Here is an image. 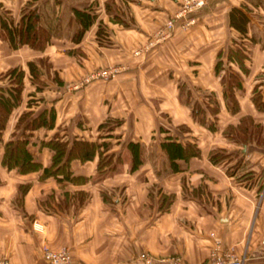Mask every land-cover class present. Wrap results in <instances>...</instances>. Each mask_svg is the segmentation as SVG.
<instances>
[{
	"label": "crops",
	"instance_id": "0c3cea01",
	"mask_svg": "<svg viewBox=\"0 0 264 264\" xmlns=\"http://www.w3.org/2000/svg\"><path fill=\"white\" fill-rule=\"evenodd\" d=\"M27 1L0 0V13L7 11L15 22ZM181 1L34 0L31 7L39 12L50 6L58 22L72 8H84L94 17L77 41L70 39L76 25L65 22L68 33L52 36L42 51L26 45L10 49L0 40V76L9 67L23 70L20 101L0 130V141L19 134L14 123L20 113L34 104L41 110L46 103L53 110L52 126L34 129L26 146L42 167L51 152L39 142L55 133L67 140L108 141L104 153L118 156L114 168L104 173L96 171L97 154L71 159L73 179L62 186L51 176L39 180L41 170L19 173L0 164V257L9 264H49L42 247L64 248L65 264H144V258L150 264H202L214 238L220 250L242 255L241 264H264V134L263 144H242L221 133L243 115L264 128V111L250 101L253 85L264 78V8L249 0H206L188 14L178 11ZM241 5L248 8L245 72L226 58L230 40L239 35L228 25L227 11ZM39 59L51 81L45 80ZM27 61L35 63L44 86L28 80ZM105 67L116 71L80 84ZM230 72L240 86L233 91L235 113L224 96ZM259 88L263 93L264 87ZM203 94L211 95L214 102L208 107L215 103L217 110L214 115L205 111L199 123L189 101L202 105ZM105 120L111 126L99 129ZM210 121L213 130L206 126ZM167 139L193 143L198 155L175 159L170 168L159 150V142ZM128 142L140 148L141 162L134 168ZM214 149L238 154L250 166L240 171L228 168L230 161L213 164L208 154ZM19 185L27 188L16 201ZM162 194L173 195L165 209L158 208Z\"/></svg>",
	"mask_w": 264,
	"mask_h": 264
},
{
	"label": "trees",
	"instance_id": "16d2710c",
	"mask_svg": "<svg viewBox=\"0 0 264 264\" xmlns=\"http://www.w3.org/2000/svg\"><path fill=\"white\" fill-rule=\"evenodd\" d=\"M32 1L34 0L27 1V3L20 8L18 18L15 22L7 11L0 13V40L5 41L10 49L26 45L30 49L42 51L49 43L52 36L59 35L58 18L52 15L49 17L52 8H45V11L41 9L37 12L36 7H31ZM249 1L253 7H256L259 4L264 8V0ZM247 11L248 8L244 5L231 7L227 11L228 25L236 30L239 35L237 36V39L230 40L231 43L226 51V58L237 64L242 63V59L246 57L245 47L242 43L244 42L243 38L245 37V25L248 21ZM93 17L94 15L87 12L84 8H72L66 22L68 25L74 23L76 27L73 29L70 39L73 41L79 40L85 28L92 22ZM98 32L97 29V35ZM41 61L42 59H39L40 64H42ZM25 67L28 80L31 83L38 81V71L35 63L27 61ZM218 68L219 61H216L213 70L216 72ZM242 69V71L245 72L246 69L244 66ZM22 77L23 70L21 67L16 66L9 67L1 73L0 78H5L6 82L0 85V130L3 129L10 111L19 104L20 92L22 89ZM227 81V92L224 93L226 105L229 112L235 113L237 112V103L234 99L233 91L236 87H239V79L236 74L230 72ZM259 87H264V78L260 79L253 85L250 101L256 110L264 111V92L262 93L261 88ZM35 89L38 90L39 87L36 85ZM183 96L185 102V95L183 94ZM30 100L32 99H29L28 103ZM208 103L210 102L202 101L203 106L200 105V107L198 103H195L190 107L191 116L197 122L204 123L203 117L205 111L213 115L216 112V104L214 103L211 107H208ZM46 110L47 109H42L37 116L31 117L26 122L23 120V117L28 115L30 111H24L18 115L14 126L20 128L19 134L12 139L0 141V164L2 166L7 169H15L19 173L41 170L38 175L39 180L51 176L59 186H62L64 181H71L73 179L68 170L69 161L73 158H76L79 161H84L91 159L94 154H97L95 168L98 173H104L107 170L114 168L118 156L113 157L112 153H104L108 148V141L97 142L80 138L67 140L63 139L56 133L47 140L39 142V145L46 147L51 152L49 164L46 167H42L37 161H34L26 146L31 132L34 129L38 127L50 128L52 126L53 110L51 107L47 111ZM21 120L24 122L20 123ZM109 123L110 121L105 120V122L101 123L98 128L107 130V128L111 126ZM206 126L210 130L214 129L211 121L207 123ZM179 128L186 129L187 127L180 125ZM262 131V125L253 123L249 116L243 115L238 118L235 125L228 124L223 127L221 133L224 137L233 139L242 144L247 140H253L255 143L263 144V139L260 137ZM125 148L129 153L130 167H136L141 162L138 143L128 142L126 143ZM159 150L165 157L168 166L172 169L175 168V159L181 158L186 160L189 157L198 155V149L193 143H180L174 139H167L159 142ZM236 156L237 154L235 153H225L223 150L214 149L209 152L208 159L213 164L232 161L228 168L237 167L241 169L240 171H243V165L238 167L240 158H236ZM242 175L243 174L240 176ZM26 188L27 185L18 186L19 197H16V201L20 200ZM172 199V194H162L158 199V208H167Z\"/></svg>",
	"mask_w": 264,
	"mask_h": 264
},
{
	"label": "built area",
	"instance_id": "2783aa9c",
	"mask_svg": "<svg viewBox=\"0 0 264 264\" xmlns=\"http://www.w3.org/2000/svg\"><path fill=\"white\" fill-rule=\"evenodd\" d=\"M191 1L193 2L192 3L193 6H197L202 3V0H191ZM187 3L188 2H185L184 4ZM186 9L188 10V8L185 9L182 8L179 12L181 11L185 12ZM189 22L190 20L188 19L183 23V25H187ZM169 23L170 21L166 22L167 25H169ZM134 53H137V50L134 51ZM115 71H116V67H105L98 69L97 71H94L93 73L85 76L80 81V84H83V82L85 83L89 79L96 77L106 79L110 77ZM260 242L264 243V238H261ZM213 243H214L213 249L208 253L207 257L205 258L202 264H241L242 263L243 260L242 255L234 254V252L231 249L220 250L219 239L214 238ZM41 256L49 264H65L69 260L66 250L62 247L57 249L42 247ZM173 260H175L174 262H176L177 258H174ZM0 264H9V263L6 258L0 257ZM144 264H150L147 258H144Z\"/></svg>",
	"mask_w": 264,
	"mask_h": 264
},
{
	"label": "rangeland",
	"instance_id": "374dc122",
	"mask_svg": "<svg viewBox=\"0 0 264 264\" xmlns=\"http://www.w3.org/2000/svg\"><path fill=\"white\" fill-rule=\"evenodd\" d=\"M182 3H181V5L180 6H178V11H180L182 8L183 9H185V8H188V10L186 9V11L185 12H183V13H188V14H190L191 13V11L192 10H194L195 8H196V10H198V8L199 7H202V6H204V4L206 3V0H202V3L201 4H199V5H197V6H193V2L191 1V0H182L181 1ZM185 2H188L187 4H184ZM51 5V4H50ZM46 7H49L50 8V6H45V7H43V8H40V9H42V10H44L45 11V8ZM39 8V7H38ZM47 9V8H46ZM51 13L49 14V17H51ZM175 17H177V16H173L172 18L174 19ZM61 19H60V22H59V24H60V26H61V30H60V32L59 33H64V34H67L68 33V31H67V27H66V21H67V15L64 13L63 15H62V17H60ZM260 20V19H259ZM62 21V22H61ZM179 26V28H181L180 27V25H178ZM149 44V43H148ZM148 44H146L145 45V47L148 45ZM235 47V46H234ZM139 52V49H137V53ZM43 65H41L42 66V69L44 70V77H45V80L46 81H48V80H52V78L51 77H49V75H48V71H47V67H46V65L43 63V62H41ZM235 64H236V66L238 67V69L240 70V71H242L243 69H242V67H243V65H242V63H236L235 62ZM246 71V70H245ZM243 72V71H242ZM45 80H43V81H37L38 82V84H41V85H45ZM4 82H6V79H4ZM2 83V82H1ZM61 87L60 88H63V84H61L60 85ZM236 90L237 89H240V86L239 87H236L235 88ZM204 95H206V94H203V98H202V101L204 102H213V100H212V98H211V95H206V96H204ZM33 97H34V95H33ZM37 98H35V100H36ZM41 99V98H40ZM33 101V100H32ZM34 102V101H33ZM189 103H191L192 105H190V107L191 106H193V104H195V102H193V99H191L190 101H189ZM33 105V104H32ZM37 105L38 104H34L33 105V109L32 110H30V112L28 113V115H25L24 117H23V120L26 122L28 119H30L31 117H34V116H37V114L38 113H40V111L42 110H40V106L37 108ZM199 106H200V104H199ZM44 107V108H43ZM43 109H49L50 108V106L48 105V104H46L45 103V105H43ZM201 107V106H200ZM46 110V111H47ZM45 115H46V112H45ZM23 120H21L20 121V123H23L24 121ZM262 133L264 134V128H263V131H262ZM236 150L238 151L239 149L238 148H236ZM235 150V151H236ZM238 155V154H237ZM242 156V155H241ZM240 158V161H239V163H238V167H241L242 165H243V167L242 168H247V167H249L250 165H249V161L248 160H245L243 157H240V156H236V158ZM164 160V159H163ZM238 160V159H237ZM229 163H232V161H230ZM240 163H241V165H240ZM226 161L222 164V165H224V166H226ZM240 165V166H239ZM260 169V167L257 165V167H256V170L257 171H260L259 170Z\"/></svg>",
	"mask_w": 264,
	"mask_h": 264
}]
</instances>
